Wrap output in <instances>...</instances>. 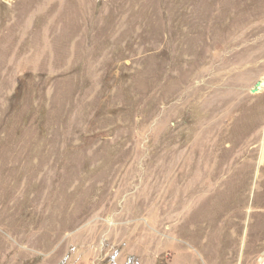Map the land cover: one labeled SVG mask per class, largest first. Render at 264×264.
<instances>
[{"label": "rangeland", "instance_id": "1", "mask_svg": "<svg viewBox=\"0 0 264 264\" xmlns=\"http://www.w3.org/2000/svg\"><path fill=\"white\" fill-rule=\"evenodd\" d=\"M260 80L264 0H0V264H264Z\"/></svg>", "mask_w": 264, "mask_h": 264}, {"label": "bare ground", "instance_id": "2", "mask_svg": "<svg viewBox=\"0 0 264 264\" xmlns=\"http://www.w3.org/2000/svg\"><path fill=\"white\" fill-rule=\"evenodd\" d=\"M257 83H259V85L256 87V89L254 90V91H252L253 89H254V87H253V89L251 90L252 91V93H257V92H260L261 91V88H262V86H264V81L263 80H260V81H258ZM256 83V84H257ZM255 84V85H256ZM218 134V133H217ZM185 142V141H184ZM167 145L166 146H164L163 147V150H164V152L161 154V161H162V165H161V188H162V191H161V193H160V199L159 200H161L162 202H161V207H162V209H163V212H168V210H169V212H170V209L173 211V212H175V213H178L179 214V212L181 211V209H184L186 206H187V203H189L191 200H190V198H192L193 196V194H195V192H199V191H211V186L213 185V183L216 181V180H218V175H219V173L221 172L220 170H219V166L216 168V170H215V172H214V175H213V180H212V182H210L209 184H207V183H205V184H207V185H205L204 183H203V179L201 180L202 182V184H204V185H202V184H198L195 188L194 187H192L191 188V190L190 191H188V193H187V191H186V195H184L183 196V194H182V196H179V197H173L174 196V193H175V187H177V186H175V183L176 182H178V179H179V177H183V176H187V175H189V174H191V173H193L194 172V170L195 169H203V168H205L204 166H205V162H206V159H207V162H208V158H207V152H205V151H202L201 153L200 152H198V150H187V151H185L184 152V158H183V161H182V164H180L181 165V171L180 172H178V173H176V175H174L173 173H171L172 172V170H171V172H169L168 171V160H169V153H167L166 152V149H167ZM174 148H176V147H174ZM173 150V149H172ZM180 152V151H179ZM182 152V151H181ZM179 154V153H178ZM183 155V154H182ZM181 158V157H180ZM176 163V162H175ZM178 165V164H177ZM218 165H221L220 163L218 164ZM173 165H171V167H172ZM177 167V166H176ZM175 167V168H176ZM221 167V166H220ZM174 169V168H173ZM220 169H222V168H220ZM226 170V169H225ZM208 171V170H207ZM175 172H176V170H175ZM196 173V172H195ZM223 173V172H222ZM206 174V173H205ZM203 176V175H202ZM205 176V175H204ZM220 176V175H219ZM200 177V176H199ZM207 177V176H206ZM203 178V177H202ZM187 179V178H186ZM199 179V178H198ZM189 180V179H188ZM196 180V179H195ZM209 181V180H208ZM215 184V183H214ZM177 185V184H176ZM185 185V184H184ZM196 185V184H195ZM194 185V186H195ZM226 185V184H225ZM214 186H216V185H214ZM217 186H218V184H217ZM190 187V186H189ZM178 188H179V186H178ZM183 188V187H182ZM216 188V187H215ZM222 188V187H221ZM184 189V188H183ZM218 189V188H217ZM203 192V193H204ZM177 193H178V191H177ZM216 193H212L210 196L212 197L213 195H215ZM179 195V194H178ZM176 196V195H175ZM206 196H208L209 197V195H206ZM239 198V197H238ZM207 199V198H206ZM218 199V198H217ZM231 199V198H230ZM214 201H216L215 199H213ZM202 201H206V200H203L202 199ZM244 201V200H243ZM213 201H211V203H212ZM230 202V201H229ZM192 203V202H191ZM195 203V202H194ZM209 203V201L207 202V204ZM214 203V202H213ZM203 205H205L204 203H202ZM152 205V204H151ZM216 206H217V204H215ZM214 205V206H215ZM245 205V204H244ZM207 206V205H206ZM208 206H209V204H208ZM211 206H213V205H211ZM210 206V207H211ZM199 207V206H198ZM205 207V206H204ZM203 207V208H204ZM191 208H192V206H191ZM209 208V207H208ZM212 208H214V207H212ZM162 209H161V211H162ZM199 209H202V207L201 208H199ZM232 209V208H231ZM198 210V208H196V211H195V213L196 212H198L197 211ZM206 211L208 210V209H205ZM210 211H211V209H209ZM208 210V211H209ZM202 211V210H201ZM200 211V212H201ZM172 212V213H173ZM185 212V211H184ZM201 214V213H200ZM173 215V214H172ZM170 216V215H169ZM179 216V215H178ZM172 219V218H171ZM179 219H180V217H179ZM182 219V218H181ZM226 221V220H225ZM219 225V224H218ZM202 227V226H201ZM206 245V244H205Z\"/></svg>", "mask_w": 264, "mask_h": 264}, {"label": "water", "instance_id": "3", "mask_svg": "<svg viewBox=\"0 0 264 264\" xmlns=\"http://www.w3.org/2000/svg\"><path fill=\"white\" fill-rule=\"evenodd\" d=\"M258 85H259V83H257V84L254 86V89H253L252 91H254Z\"/></svg>", "mask_w": 264, "mask_h": 264}]
</instances>
